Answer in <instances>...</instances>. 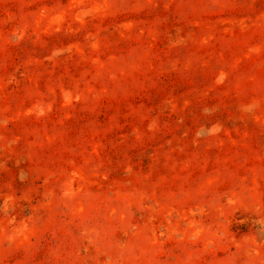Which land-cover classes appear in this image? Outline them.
<instances>
[{"label": "rangeland", "instance_id": "obj_1", "mask_svg": "<svg viewBox=\"0 0 264 264\" xmlns=\"http://www.w3.org/2000/svg\"><path fill=\"white\" fill-rule=\"evenodd\" d=\"M0 264H264V0H0Z\"/></svg>", "mask_w": 264, "mask_h": 264}]
</instances>
